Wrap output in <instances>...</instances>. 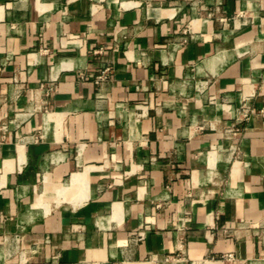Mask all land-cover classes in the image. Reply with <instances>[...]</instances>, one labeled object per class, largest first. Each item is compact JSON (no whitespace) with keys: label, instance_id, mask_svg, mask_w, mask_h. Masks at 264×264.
I'll use <instances>...</instances> for the list:
<instances>
[{"label":"crops","instance_id":"0c3cea01","mask_svg":"<svg viewBox=\"0 0 264 264\" xmlns=\"http://www.w3.org/2000/svg\"><path fill=\"white\" fill-rule=\"evenodd\" d=\"M263 107L264 0H0V264H264Z\"/></svg>","mask_w":264,"mask_h":264},{"label":"built area","instance_id":"2783aa9c","mask_svg":"<svg viewBox=\"0 0 264 264\" xmlns=\"http://www.w3.org/2000/svg\"><path fill=\"white\" fill-rule=\"evenodd\" d=\"M106 71L107 70L102 71V73L97 76V79H96L97 84H102L104 81H106V79H107ZM253 112H254V110L251 107H249L247 102L245 101L241 105V107L238 108L237 114L239 117H242V119H244V118L248 119ZM260 112L262 114H264V107L260 109ZM226 258L228 260H234L235 256L232 253H229L226 255Z\"/></svg>","mask_w":264,"mask_h":264}]
</instances>
